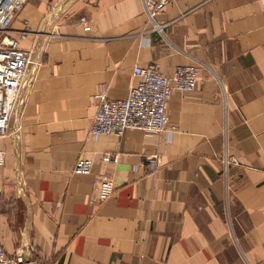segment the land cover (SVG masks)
<instances>
[{
	"label": "crops",
	"instance_id": "1",
	"mask_svg": "<svg viewBox=\"0 0 264 264\" xmlns=\"http://www.w3.org/2000/svg\"><path fill=\"white\" fill-rule=\"evenodd\" d=\"M10 30L27 31L20 44L31 51L0 137V243L10 256L264 264L263 0H167L154 21L144 0H27ZM152 63L168 74L192 65L200 77L171 95L169 131L92 137L99 93L125 98L135 66ZM81 158L93 160L91 174L73 172ZM104 178L114 193L98 202Z\"/></svg>",
	"mask_w": 264,
	"mask_h": 264
},
{
	"label": "built area",
	"instance_id": "2",
	"mask_svg": "<svg viewBox=\"0 0 264 264\" xmlns=\"http://www.w3.org/2000/svg\"><path fill=\"white\" fill-rule=\"evenodd\" d=\"M27 0H0V137L9 134L12 117L19 105L23 83L31 61V51L23 48L21 40L27 31L12 34L10 25L18 11ZM167 4V0H144L145 13L154 21ZM264 8V0H263ZM155 29L162 30L161 25ZM134 75L138 81L130 88L123 99H112L105 91L98 95L96 113L91 126V136L123 135L128 129H139L148 134H160L169 131V101L174 92L195 90L200 77L192 65L177 67L173 73H164L160 65L152 63L137 65ZM4 151L0 150V163ZM117 156L105 154L103 162L116 161ZM153 168L161 161L157 156L149 158ZM228 163H235L233 157H227ZM93 171V160L79 159L73 168L77 175H88ZM114 193L111 179L104 178L98 182V202H104ZM25 263L17 257L10 256L0 243V264Z\"/></svg>",
	"mask_w": 264,
	"mask_h": 264
},
{
	"label": "water",
	"instance_id": "3",
	"mask_svg": "<svg viewBox=\"0 0 264 264\" xmlns=\"http://www.w3.org/2000/svg\"><path fill=\"white\" fill-rule=\"evenodd\" d=\"M21 264H36V263L25 262V263H21Z\"/></svg>",
	"mask_w": 264,
	"mask_h": 264
}]
</instances>
